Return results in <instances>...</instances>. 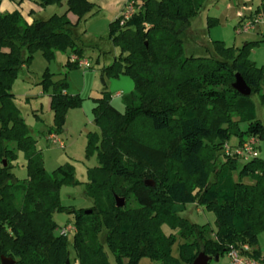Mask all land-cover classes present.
Masks as SVG:
<instances>
[{
	"label": "trees",
	"instance_id": "16d2710c",
	"mask_svg": "<svg viewBox=\"0 0 264 264\" xmlns=\"http://www.w3.org/2000/svg\"><path fill=\"white\" fill-rule=\"evenodd\" d=\"M32 1L44 8L61 6L63 0ZM204 1L128 0L134 7L130 17L120 24L121 12L110 22L109 37L120 52L100 72L129 76L134 87L122 96L123 111L105 88L94 98L98 129L88 132L87 150L96 151L98 164L87 171L85 194L92 205L86 210L61 205V184L77 182L73 167L45 169L11 84L37 49L47 58L67 49L86 56L85 28L78 32V27L94 5L65 0V11L31 22L19 10L0 12V258L12 257L15 264H69L67 237L53 219L62 210L74 213L72 245L80 264H111L110 256L113 264H137L144 256L159 264H193L199 252L218 259L230 245H257V234L264 230V158L258 154L237 170L238 158L222 147L232 136L238 144L251 135L264 138L253 100L256 96L264 107V67L248 58L249 43L235 51L214 40L212 53L184 55L182 35ZM66 66L78 64L68 57ZM236 74L249 95L233 87ZM52 76L46 68L40 84L51 85L52 124L46 132L58 135L67 110L82 98L68 92L66 75ZM16 150L25 156L24 179L13 172ZM115 195L125 199L122 207L116 206ZM189 203L214 211V233L180 215ZM163 223L176 232L165 234ZM177 236L182 239L179 258L171 253ZM243 254L264 259L255 248Z\"/></svg>",
	"mask_w": 264,
	"mask_h": 264
},
{
	"label": "rangeland",
	"instance_id": "374dc122",
	"mask_svg": "<svg viewBox=\"0 0 264 264\" xmlns=\"http://www.w3.org/2000/svg\"><path fill=\"white\" fill-rule=\"evenodd\" d=\"M90 1L94 5L93 13L87 21L81 22L80 28L85 27L81 38L87 46L86 58L92 63V67L68 68L66 66L70 55L68 49L54 50L50 58L37 49L28 66L18 72L11 84V93L30 128L31 135L37 140L36 146L41 151L45 169L51 172L64 164H70L73 167L77 182H63L59 195L61 205L74 210H86L92 205L91 198L85 194V184L88 181V168L98 164L96 151L87 150L88 132L98 129L92 113L94 98L101 96L105 88L110 92L111 98L113 97V105L123 111L122 96L134 87L133 80L129 76L108 77L100 72L101 67L108 64L120 52V48L109 37V24L122 12L127 0ZM263 6L264 0H205L199 13L191 19L190 27L182 35L184 55L201 56L208 52L212 53L214 40L222 41L226 47H232L235 51L249 43L248 58L256 65L264 67ZM56 7H59L57 9L59 12L65 11V0L62 1L61 7L49 5L48 10L42 15L54 12L53 8ZM33 14L34 18L40 17V14ZM251 18H257L254 28L247 32H237L240 24ZM46 68L53 73L54 80L66 75L68 92L78 94L82 98L80 105L67 110L63 130L58 134L65 144L64 148L58 147L46 138L47 127L52 124V112L49 105L51 85L45 88L40 84ZM115 92L121 95L114 98ZM253 100L257 116L264 121V107L259 104L256 96H253ZM241 127L244 128L245 125L242 124ZM236 141L237 138L232 136L229 143L235 144ZM258 146V154L264 158V138H260ZM245 161L247 160L237 159V170ZM12 162L16 177L26 178L27 167L23 151L16 150V157ZM237 170L233 171L234 178ZM243 181L248 182L249 178H243ZM180 215L194 223L208 225L213 233L216 231L214 211L189 203L180 211ZM53 219L58 224V228L69 223L73 225L74 213L66 210L57 211L54 212ZM162 230L165 234L176 232L175 228L167 223L162 224ZM73 235L74 230L66 235L69 264H80L72 245ZM99 240L103 242L102 233L99 235ZM257 240V245L264 248V230L257 234ZM181 242L182 239L177 236L171 247V253L176 258H179L178 247ZM227 260L225 253L218 259L211 258L208 264H225ZM109 261L111 264L114 263L112 256L109 257ZM137 264H159V262L144 256L138 260Z\"/></svg>",
	"mask_w": 264,
	"mask_h": 264
},
{
	"label": "built area",
	"instance_id": "2783aa9c",
	"mask_svg": "<svg viewBox=\"0 0 264 264\" xmlns=\"http://www.w3.org/2000/svg\"><path fill=\"white\" fill-rule=\"evenodd\" d=\"M134 7L132 2H127L123 11L122 18L120 24H123L124 21L130 17L133 13ZM257 21V18H251L244 21L237 28V32H247L254 28V24ZM69 59L72 62H76L78 66L84 68H90L91 62L87 58H80L76 54L72 53L69 55ZM47 139L56 144L58 147L63 148L64 142L63 140L55 133H50L47 135ZM260 138L257 135H251L247 137L241 144L232 145L228 141L223 143V152L230 157L240 158L244 160H249L255 158L258 155V145ZM71 230H75L74 225L66 224L60 229V232L64 235H67ZM249 246L247 244H243L240 247H235L230 245L228 251L226 252L227 262L225 264H264V259L262 257L255 258L251 256H247L243 254V251H248Z\"/></svg>",
	"mask_w": 264,
	"mask_h": 264
},
{
	"label": "crops",
	"instance_id": "0c3cea01",
	"mask_svg": "<svg viewBox=\"0 0 264 264\" xmlns=\"http://www.w3.org/2000/svg\"><path fill=\"white\" fill-rule=\"evenodd\" d=\"M128 1V0H127ZM126 1V3H127ZM62 6V4H61ZM60 6V7H61ZM125 7V6H124ZM123 7V9H124ZM49 6H46V7H42L41 5L37 4L36 2L32 1V0H0V12H10V11H13V10H19L22 14V16L28 21V22H31L33 19H34V14L33 13H36V14H40V17H46L48 16L49 14H45V15H42L44 13V11L48 10ZM59 7H56V8H53L54 11H58ZM66 9V8H65ZM122 9V11H123ZM93 11V10H92ZM59 12V11H58ZM120 13V12H119ZM42 15V16H41ZM119 15V14H118ZM67 16L69 17V19L72 21V22H76L77 21V17L72 14L71 12H68L67 13ZM33 17V18H31ZM117 17V16H116ZM89 19V18H88ZM87 21V20H86ZM81 24V23H80ZM80 24H79V27H78V32H80V30H82L83 28L85 27H81L80 28ZM85 32V31H84ZM71 54V53H69ZM83 58H86V56H84ZM88 59V58H87ZM25 67V66H23ZM22 67V68H23ZM21 68V69H22ZM122 76V75H121ZM131 89V88H129ZM119 95H121V93L119 92H115V95H114V98L115 97H118ZM113 98V97H112ZM111 98V101L113 100ZM49 104H50V98H49ZM261 120L263 121V119L261 118ZM264 123V121H263ZM50 126V125H49ZM48 126V127H49ZM47 127V128H48ZM47 133H46V138H47ZM237 143V141H236ZM235 143V144H236ZM65 146V145H64ZM64 148V147H63ZM258 150H259V147H258ZM260 156V154H259ZM257 246V247H256ZM255 247H250L249 250H252L253 248L255 249H258L260 254L261 255H264V248L263 247H260V245H256Z\"/></svg>",
	"mask_w": 264,
	"mask_h": 264
},
{
	"label": "water",
	"instance_id": "95a60500",
	"mask_svg": "<svg viewBox=\"0 0 264 264\" xmlns=\"http://www.w3.org/2000/svg\"><path fill=\"white\" fill-rule=\"evenodd\" d=\"M233 87L242 95L247 96L250 94L249 87L246 85V83L239 74L235 75V81L233 83ZM145 184L153 185V182L147 180L145 181ZM114 198H115L116 206L122 207L125 204V199L123 197L115 195ZM88 212L90 211L88 210ZM210 259L211 257L206 255L204 252H199L196 258L194 259L193 264H208ZM215 259H217V257H215ZM0 262L1 264H15V260L12 257H8V256H1Z\"/></svg>",
	"mask_w": 264,
	"mask_h": 264
}]
</instances>
